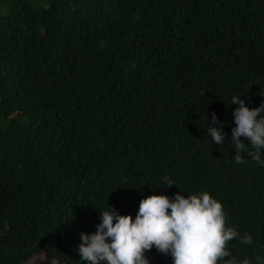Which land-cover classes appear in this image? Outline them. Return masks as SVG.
I'll use <instances>...</instances> for the list:
<instances>
[{"label": "trees", "instance_id": "1", "mask_svg": "<svg viewBox=\"0 0 264 264\" xmlns=\"http://www.w3.org/2000/svg\"><path fill=\"white\" fill-rule=\"evenodd\" d=\"M235 95L264 103V0H0V264H87L100 207L177 191L219 199L253 237L232 255L264 264V166L206 131L215 111L231 137Z\"/></svg>", "mask_w": 264, "mask_h": 264}, {"label": "clouds", "instance_id": "2", "mask_svg": "<svg viewBox=\"0 0 264 264\" xmlns=\"http://www.w3.org/2000/svg\"><path fill=\"white\" fill-rule=\"evenodd\" d=\"M231 101L236 105L231 137L222 126L226 121L215 111L211 122L207 120V133L216 144L232 142L235 162H246L247 153L264 166V103L249 107L242 95L232 96ZM163 179L166 186H159L176 185L171 177ZM100 209L95 231L79 234V258L87 264H150L146 253L153 247L171 256L172 264H251L247 258L238 260L227 245L234 238L251 244L252 235L227 226L223 203L208 191L187 195L177 191L171 196L153 192L141 198L134 219L110 204Z\"/></svg>", "mask_w": 264, "mask_h": 264}]
</instances>
